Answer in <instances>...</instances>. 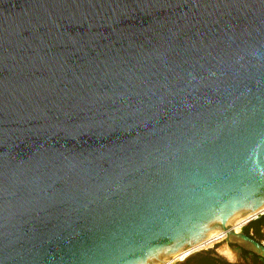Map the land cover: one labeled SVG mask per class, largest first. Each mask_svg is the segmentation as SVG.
Segmentation results:
<instances>
[{
  "label": "water",
  "instance_id": "1",
  "mask_svg": "<svg viewBox=\"0 0 264 264\" xmlns=\"http://www.w3.org/2000/svg\"><path fill=\"white\" fill-rule=\"evenodd\" d=\"M263 208L264 0H0V264L264 260Z\"/></svg>",
  "mask_w": 264,
  "mask_h": 264
},
{
  "label": "flooded vegetation",
  "instance_id": "2",
  "mask_svg": "<svg viewBox=\"0 0 264 264\" xmlns=\"http://www.w3.org/2000/svg\"><path fill=\"white\" fill-rule=\"evenodd\" d=\"M243 232L247 233L246 230L243 231ZM255 240L259 241L258 239H255ZM232 251H233L234 254H236V257H237L238 261H240L237 264H260L258 262V260L264 261L263 259L257 257L254 254H244L242 252L243 250L238 248V247L237 248L236 247H232ZM212 255H213V253H210V252L209 253H204L202 255H198V256H196V257H194L192 259H189L186 264H231L230 262L224 260L223 258L222 259H217V258L213 257ZM250 258H256L257 261L249 263V259Z\"/></svg>",
  "mask_w": 264,
  "mask_h": 264
},
{
  "label": "bare ground",
  "instance_id": "3",
  "mask_svg": "<svg viewBox=\"0 0 264 264\" xmlns=\"http://www.w3.org/2000/svg\"><path fill=\"white\" fill-rule=\"evenodd\" d=\"M264 213V208L262 210H260L259 212H257L256 214H252V215H246V216H242L233 226H232V230L236 231V232H240V228L247 223L249 220L255 218L256 216H258L259 214ZM223 238H227V233H218L213 235L210 239H208L207 241L189 249L191 252H195L201 249H209L214 245V242L216 240H220ZM219 253L221 255H226L229 254L227 251V248H221L218 250ZM228 257V256H227ZM231 257V255L229 256Z\"/></svg>",
  "mask_w": 264,
  "mask_h": 264
},
{
  "label": "built area",
  "instance_id": "4",
  "mask_svg": "<svg viewBox=\"0 0 264 264\" xmlns=\"http://www.w3.org/2000/svg\"><path fill=\"white\" fill-rule=\"evenodd\" d=\"M264 215V213H261L259 215ZM256 221V217L249 220L247 223H245L241 228H240V231H242L244 228H246L250 223ZM227 238H221L220 240H216L214 242V245L209 248V249H201V250H198V251H195V252H191L189 249L177 254L176 256H174L172 258V260L168 263V264H184L186 261H188L190 258H192L195 254H201L203 252H207V251H210V250H213L218 244H220L221 242H224L226 241ZM191 249V248H190Z\"/></svg>",
  "mask_w": 264,
  "mask_h": 264
},
{
  "label": "rangeland",
  "instance_id": "5",
  "mask_svg": "<svg viewBox=\"0 0 264 264\" xmlns=\"http://www.w3.org/2000/svg\"><path fill=\"white\" fill-rule=\"evenodd\" d=\"M252 226V224L250 223L246 228H244L242 231H245V229H247V228H249V227H251ZM263 237L262 238H260L259 240H260V242H263L262 244H264V229H263ZM221 248H227V251H228V253L229 254H227V256L226 255H221L220 253H219V249H221ZM217 253V254H219V255H221V257L224 259V260H226V261H228V262H230L231 264H237V263H239L240 261H238V259H237V257H236V254H234L233 253V251H232V247L230 246V245H228L227 244V242L226 241H224V242H221L220 244H218L213 250H210V251H207V252H203V253H201V254H198V255H202V254H204V253ZM197 255V256H198ZM231 255V257H229ZM196 257V256H195ZM194 258V257H193ZM192 259V258H191ZM254 261H257V259L256 258H250L249 259V263H252V262H254ZM258 262L260 263V264H264V261H262V260H258ZM242 263V262H241Z\"/></svg>",
  "mask_w": 264,
  "mask_h": 264
},
{
  "label": "trees",
  "instance_id": "6",
  "mask_svg": "<svg viewBox=\"0 0 264 264\" xmlns=\"http://www.w3.org/2000/svg\"><path fill=\"white\" fill-rule=\"evenodd\" d=\"M251 224H252L251 227L245 229L246 232H247L246 234L251 236L254 239H258L259 240L260 238L263 237V233L262 232H263V229H264V217L262 219H260V220L252 222ZM250 229H253V235H251ZM232 247H236L237 248V246H232ZM242 252L244 254H251V253L246 252L244 250Z\"/></svg>",
  "mask_w": 264,
  "mask_h": 264
},
{
  "label": "crops",
  "instance_id": "7",
  "mask_svg": "<svg viewBox=\"0 0 264 264\" xmlns=\"http://www.w3.org/2000/svg\"><path fill=\"white\" fill-rule=\"evenodd\" d=\"M250 233H251V235H253V229H250ZM261 243H263V242H261Z\"/></svg>",
  "mask_w": 264,
  "mask_h": 264
}]
</instances>
